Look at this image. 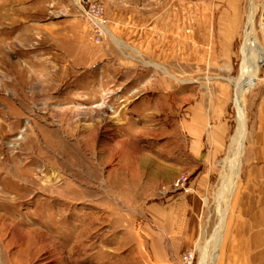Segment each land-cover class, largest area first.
Here are the masks:
<instances>
[{
	"label": "rangeland",
	"instance_id": "obj_1",
	"mask_svg": "<svg viewBox=\"0 0 264 264\" xmlns=\"http://www.w3.org/2000/svg\"><path fill=\"white\" fill-rule=\"evenodd\" d=\"M251 2L0 0V264H121L154 226L153 204H172L176 180L201 173L209 200L180 261L216 264L251 143L264 166L263 58L242 89L247 135L230 183ZM89 3L109 20L100 43ZM254 3L249 41L264 52V0Z\"/></svg>",
	"mask_w": 264,
	"mask_h": 264
},
{
	"label": "crops",
	"instance_id": "obj_2",
	"mask_svg": "<svg viewBox=\"0 0 264 264\" xmlns=\"http://www.w3.org/2000/svg\"><path fill=\"white\" fill-rule=\"evenodd\" d=\"M223 144L222 138L217 141L213 157L219 156ZM254 144L251 143L243 162L244 184L236 188L231 197L228 226L216 264H264V188H260V171L264 166L260 167V151ZM192 150L194 157L201 155L199 137L193 139ZM205 182L201 173L190 184L194 190L192 193L181 194L166 207L161 203L153 204L154 226L145 228L143 239L137 243L138 248L124 250L121 264H132L129 261L133 254L137 256L136 264H181L184 251L199 241L200 213L209 200L210 189L203 188ZM113 264H116L115 257Z\"/></svg>",
	"mask_w": 264,
	"mask_h": 264
},
{
	"label": "bare ground",
	"instance_id": "obj_3",
	"mask_svg": "<svg viewBox=\"0 0 264 264\" xmlns=\"http://www.w3.org/2000/svg\"><path fill=\"white\" fill-rule=\"evenodd\" d=\"M251 13L249 15V26H251V33H248V39H245V42L243 43V47H242V67H241V71H242V76L241 78L236 82V88H237V94H236V102L238 105V121H239V129L240 132L242 134V140L239 144V148L236 150V160L234 162V169H233V176L230 179V183L233 186V182L231 181L234 178V172H235V164L239 162L240 160V154L242 151V147L244 144V140L246 138L247 135V116H246V109L244 106V101L242 98V89L243 86L245 84V78L247 77V79L252 82L253 84V88H255L254 84H257L260 80L259 76H260V69H261V65H262V61L264 58V52L262 51V48L260 46V49L255 48L254 45L252 44L253 42V35H254V22H255V11H256V5L254 3V0H252L251 2ZM248 28L246 29V31H248ZM111 35V34H110ZM111 37L113 38V36L111 35ZM252 42H250V41ZM252 47V49H250ZM248 69V71H247ZM247 72V75H246ZM247 85V84H246ZM248 86V85H247ZM245 100V99H244ZM227 211L226 210L223 214V218H222V222L220 225V229H219V233L218 236L222 237L223 234V228L225 225V220L227 217ZM204 258L206 257V252L203 254Z\"/></svg>",
	"mask_w": 264,
	"mask_h": 264
},
{
	"label": "built area",
	"instance_id": "obj_4",
	"mask_svg": "<svg viewBox=\"0 0 264 264\" xmlns=\"http://www.w3.org/2000/svg\"><path fill=\"white\" fill-rule=\"evenodd\" d=\"M85 16L90 22L92 31L94 33V39L100 43L108 34L109 20L106 16V11L100 4L89 3L84 10ZM190 178L188 176H180L175 182V189L181 193L189 194L194 190L189 183ZM195 255L193 252L187 253L183 260L186 264H193Z\"/></svg>",
	"mask_w": 264,
	"mask_h": 264
}]
</instances>
